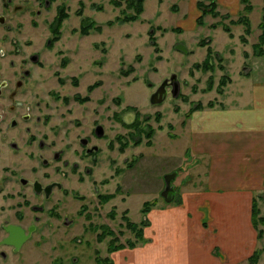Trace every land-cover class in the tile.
Returning a JSON list of instances; mask_svg holds the SVG:
<instances>
[{
  "label": "rangeland",
  "instance_id": "rangeland-1",
  "mask_svg": "<svg viewBox=\"0 0 264 264\" xmlns=\"http://www.w3.org/2000/svg\"><path fill=\"white\" fill-rule=\"evenodd\" d=\"M51 2L50 9L35 19L38 26L24 29V38L37 43L52 38L56 43L49 51L45 50L47 58L62 54L70 57L69 66L60 74L65 82L63 88L58 86L56 75L52 76L56 65L46 73L47 88L53 89L56 99L57 94L70 98L76 93L83 95L87 85L96 83L91 94L93 100L86 107L91 113L98 100L106 98L107 114L111 117L105 128L110 130L111 152L103 153L92 176L82 184L68 186L77 189L79 195V199L68 197L62 205L63 217L72 219V224L66 226L61 220L43 219L51 226L41 232L43 238L37 234L33 244L24 247L25 261L26 264H107L105 256L110 252L113 237L124 246L135 238L124 218L139 224L147 214L142 212L144 204L153 208L157 203H165L159 191L164 175L169 174L164 172L183 159L184 141L170 140L168 136L179 132L180 119L194 103L220 104L234 90L254 93L251 81L264 69V43L262 55L253 52L260 50L254 49V45L261 34L264 0H250L249 12L245 11L246 3L240 0L236 11L218 7L216 0H144L139 20L124 23L116 20L134 14L128 7L129 0ZM188 9L193 10L195 23L191 22ZM241 18L248 19L250 34L244 33L243 23L234 24ZM85 22L86 25L93 22L95 30L83 35L81 28ZM109 22L113 25L109 26ZM178 44L187 52L177 51ZM207 58L210 66L204 69ZM245 74H250V78ZM171 75L179 83L177 95H168L160 104H151L153 92ZM71 77L78 81L76 88ZM224 77L228 82L221 88L223 92L231 80L233 83L223 95L219 84ZM59 104L53 102L54 116L59 112L56 110ZM75 109L80 112L82 107ZM135 121L137 128H129ZM149 128L156 133L150 138L153 146L147 145ZM121 146H124L122 151ZM186 160L185 167L192 164L189 156ZM184 177L179 174L173 186ZM108 194L115 197L101 204L99 197ZM257 208V230L261 231V249H264V225L260 221L264 219V190L258 197ZM102 227L112 235L107 233L98 239L107 232ZM36 241L39 247L34 246ZM260 258L256 264H264V256Z\"/></svg>",
  "mask_w": 264,
  "mask_h": 264
},
{
  "label": "flooded vegetation",
  "instance_id": "flooded-vegetation-1",
  "mask_svg": "<svg viewBox=\"0 0 264 264\" xmlns=\"http://www.w3.org/2000/svg\"><path fill=\"white\" fill-rule=\"evenodd\" d=\"M51 3L0 0V264H26L24 247L33 244L37 234L43 238L41 232L51 226L43 219L72 224V219L63 217L62 205L68 197L79 199V195L68 186L82 184L92 176L103 153L111 152L110 130L105 128L111 117L106 98H100L91 113L86 107L93 100L96 83L87 85L83 95L57 94L56 99L53 89L47 88L46 73L56 65L52 76L63 88L60 74L70 57L47 58L45 50L56 43L52 38L42 43L24 38V29L36 28L35 19ZM70 81L76 88L77 79ZM174 84H166V97L173 96ZM52 101L60 103L55 116ZM76 107H82L81 111ZM34 246L39 247V241Z\"/></svg>",
  "mask_w": 264,
  "mask_h": 264
},
{
  "label": "crops",
  "instance_id": "crops-1",
  "mask_svg": "<svg viewBox=\"0 0 264 264\" xmlns=\"http://www.w3.org/2000/svg\"><path fill=\"white\" fill-rule=\"evenodd\" d=\"M216 1L227 11L240 8L239 0ZM263 70L251 81L254 93L226 94L231 80L225 101L185 115L179 132L168 134L184 141L183 159L164 173L185 177L173 186L174 200L143 215L141 240L107 253L109 264H251L262 248L251 210L264 190ZM188 156L192 164L185 167Z\"/></svg>",
  "mask_w": 264,
  "mask_h": 264
},
{
  "label": "trees",
  "instance_id": "trees-1",
  "mask_svg": "<svg viewBox=\"0 0 264 264\" xmlns=\"http://www.w3.org/2000/svg\"><path fill=\"white\" fill-rule=\"evenodd\" d=\"M241 2H244V3H246L245 5H246V8H245V11H247V12H249L250 10H251V8L249 7L250 5H249V1L250 0H240ZM215 4V3H214ZM144 0H129V2H128V7L129 8H131V9H133L134 10V14L133 15H131L130 17H128V18H122V19H118V20H116L117 22H121V23H124V22H135V21H137V20H139V18H140V16H141V14L143 13V11H144ZM216 7V6H215ZM222 17H224V16H222ZM221 17V18H222ZM236 22V23H235ZM249 21H248V19L247 18H241V19H238L237 21H234V24H244V26H245V30H244V33L245 34H250V27H249V23H248ZM88 24L86 25V22H85V25H83V27L81 28V34H83V35H86V34H88L89 33V31L90 30H92V29H94L95 30V28H94V23L93 22H87ZM109 24V26H111V25H113V23L111 22H109L108 23ZM224 28H226L227 29V27L225 26ZM259 28H260V30H261V34L259 35V37H258V42H257V44H255L254 45V49H260V50H258V51H253L254 53H257V55H262L263 54V51L261 50L262 49V45H263V43H264V18L262 19V21H261V23L259 24ZM228 30V29H227ZM242 41H244L243 39H242ZM245 42V41H244ZM210 50H209V48H208V52H207V54H208V56H210ZM210 66V63H209V59L207 58L206 60H205V62H204V64H203V66L202 67H205L204 69H206V68H208ZM198 66H196V68H197ZM228 82V78H226V77H224V79H222V81L220 82V84H219V92L222 94V92H223V90H221V88H223L224 87V85L226 84ZM205 107H207V108H212V107H214V104L213 103H208V104H206V105H202L201 103H194L193 104V106L189 109V112H188V114L186 115L187 117L192 113V112H194V111H199V110H203ZM137 125H138V122L137 121H135V122H133L131 125H129V128L130 127H133V129H135V128H137ZM171 127V126H170ZM169 127V128H170ZM159 130L160 129H162V127H159L158 128ZM154 134V132L152 131V129H150L149 128V131L147 132V134H146V137H147V139L149 140L148 142H147V145L148 146H151V144H152V142H151V140H150V138L152 137V135ZM171 136H173V135H171ZM139 142H137L136 144H138ZM124 149V146H121V151ZM128 166H131V163H130V165H128ZM115 197V195H103V196H100L99 198L101 199V202H109L110 200H112L113 198ZM257 200L258 199H254L253 200V202H252V210H251V221H252V224H253V226L256 228V229H258V223H256V217L258 216V208H257ZM150 208H151V204H144V206H143V209H142V212L143 213H145L146 214V212L148 213V211L150 210ZM110 216H113L112 214H110ZM125 216V215H124ZM125 219V222H126V227L127 228H130V229H132L133 231H134V233H135V238H136V242H137V240L139 241V240H141L142 239V231H143V227L144 226H146V224H147V221H145V220H143V221H141V223H139V224H137V223H131L129 220H128V218L127 217H125L124 218ZM261 222H262V224L264 225V219H262V220H260ZM96 228V227H95ZM102 231H107V232H104V234H102V235H100L99 237H98V239H101L102 237H104V236H106V235H108V234H110V235H112L111 233H110V230L109 229H107L106 227H102ZM258 231V230H257ZM108 233V234H107ZM258 236H259V238H261V231H258ZM113 240V241H112ZM111 241H110V244H109V251L110 252H114V251H116V250H119V249H121V248H123V247H125L124 245H122L121 243H117V239H116V236L115 237H113V239H112ZM136 242H130V243H128L127 245L129 246V247H133L135 244H136ZM264 256V249H260V250H257V251H255L254 253H253V255L249 258V262L251 263V264H256L257 262H258V260H259V258H260V256ZM107 262V264H109V260H107L106 261Z\"/></svg>",
  "mask_w": 264,
  "mask_h": 264
},
{
  "label": "water",
  "instance_id": "water-1",
  "mask_svg": "<svg viewBox=\"0 0 264 264\" xmlns=\"http://www.w3.org/2000/svg\"><path fill=\"white\" fill-rule=\"evenodd\" d=\"M175 49L179 52L186 53L187 49L183 47L182 45H176ZM169 82L165 81L163 82L160 87L152 94L150 98V103L151 104H160L164 101L167 91H166V84L175 81V91L172 92V95L175 97L178 93L179 90V83L177 81V78L175 75H171L169 79H167ZM176 172H172L169 174L164 175L163 177V182H164V187L161 191V198L164 199L165 202L169 203L171 202L175 196H176V191L174 187L171 184V181L175 178Z\"/></svg>",
  "mask_w": 264,
  "mask_h": 264
}]
</instances>
